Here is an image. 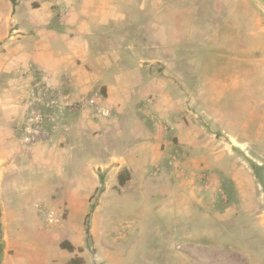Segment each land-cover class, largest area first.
Returning <instances> with one entry per match:
<instances>
[{"label": "rangeland", "instance_id": "rangeland-1", "mask_svg": "<svg viewBox=\"0 0 264 264\" xmlns=\"http://www.w3.org/2000/svg\"><path fill=\"white\" fill-rule=\"evenodd\" d=\"M143 1L129 0L115 24L123 38L91 44L111 45L105 48L110 58L121 60L111 77L89 79L99 68L78 60L55 86L38 66L26 71L14 55L0 59V89H6L0 90V246L9 232L16 251L36 257L45 248L58 263V240L69 238L83 244L90 264H264V165L243 157V147L219 128L223 121L252 155L264 149L257 120L264 92L253 102L244 97L264 90V68L254 59L264 54V0H169L180 12L176 22ZM53 6L61 18V5ZM148 31L160 36L149 41L155 49L141 52ZM135 52L148 60L154 78L174 56L177 88L184 91L173 92L175 108L161 101L152 77H126L109 92L115 75L136 70ZM152 59L162 63L150 66ZM77 67L89 74V91L74 90ZM21 75L32 77L23 90ZM64 108L75 112L68 130ZM150 117L153 128L168 135L161 141L168 157L145 175L143 136L134 121ZM110 118H121V127L109 122L104 129ZM52 148L69 153L53 157ZM120 157L132 162L133 172L126 166L116 172ZM237 180L246 185L242 199L227 187ZM187 182L196 186L185 188Z\"/></svg>", "mask_w": 264, "mask_h": 264}, {"label": "crops", "instance_id": "crops-1", "mask_svg": "<svg viewBox=\"0 0 264 264\" xmlns=\"http://www.w3.org/2000/svg\"><path fill=\"white\" fill-rule=\"evenodd\" d=\"M11 1L0 0V48L3 47V49L6 50L4 52L3 50L1 51L0 59H6L10 61L12 60L11 56L14 55L16 56V66L21 63L20 67H23L26 71H29L32 67L38 66L48 73V81H50V83L55 86H57L61 81L60 79H64L63 74H66L67 68L73 64V61L77 62L78 60L83 61L85 65L93 64L95 68L96 66L99 68L98 71H92L93 73L90 74L91 77L89 79L98 78V80H101L100 75L102 73L103 77L112 76V74H110L109 72L111 70L114 71L115 66L118 65L121 60L117 59L115 61V59L110 58V55L108 54L109 49H105L106 46H108L107 44H105L104 50L100 49L99 46H97V48H94L93 45L91 46V44L95 43L96 40H110V38L111 40H120L121 38H123V36L121 35L120 38L118 37L117 27H115L116 29L113 28L123 16L122 13L129 0ZM31 1L32 4L34 1H38L40 7L34 9ZM168 1L169 0H151L152 7H154L153 11L159 13L165 10L164 13L169 17V19L176 22L178 18L175 19V15L180 14V12L178 11L179 13H177V11L175 10L176 6L175 8L167 6V4L170 5V2L168 3ZM143 2L147 1L144 0ZM53 5H61L60 9L62 8L63 13L61 18L57 15L59 9H54ZM172 13L174 14V17L172 16ZM159 28L161 29V34L162 32L164 33V26ZM107 29H109V31H107ZM156 29L158 30L157 27ZM262 30H264V27ZM94 33L98 37L94 40H91ZM157 35L160 36L159 33H152L151 35L148 31L146 37L143 36L141 38L142 41L140 44V51L142 52L144 50H148L149 47L155 49V44H150L149 41L154 40V37ZM107 36H109V38ZM44 38L48 39L43 40ZM96 44L103 43L97 42ZM132 59L134 62L138 63V65H136V70L133 72L125 73L123 71L121 74L115 75L113 79H111L109 85H107V87L109 88V92L118 91L115 86L111 84L117 83L121 80L122 82L120 84H122L123 80L126 77L135 78L140 77V75L149 77V79L152 77L151 82L152 84L157 85V90L159 93L158 95L161 101L164 104L175 108L179 100L178 95L182 94V92L184 91L177 88V78L175 76L174 70L178 67V65H176L175 63L174 56L167 59L166 63L164 64L165 69L159 68L160 66L158 67L157 71L159 73L157 74L156 78L153 77V74H155V72L151 70V68H145L148 60L141 58L138 52H135V55L132 57ZM254 59L255 62H257L264 68V54L257 53L254 56ZM153 63L161 64L162 60H150V66H152ZM139 67L141 68L139 69ZM72 72L73 74L71 75L73 78H75L73 82L74 90L79 91L78 89L84 90L85 88L87 89V91H89V79L85 80V77H88L89 74L83 70H80L78 67L73 68ZM21 74L23 73L21 72ZM124 74H126V76H123ZM262 74L264 75V73ZM79 76H81V78ZM4 77L5 76H3V78ZM21 77L23 80L20 81V84L21 89L23 90L27 88L29 82H31L32 80V77L27 76L26 79L23 75H21ZM239 82L240 79L238 78L237 83ZM136 85L137 84L134 83L133 87H135ZM0 86H5V82H1ZM0 90H4V92L6 91V89ZM260 91L264 92L262 88L259 90L246 91L244 97H250L251 102H253V100H256L257 93ZM173 92H176V94L178 95L174 94ZM133 98H135V96H133ZM124 107L125 106H123L119 110L120 113H122V111H125ZM136 108L138 110V106ZM72 110L73 109L71 108H64L63 111H61L62 115L60 114V116H63V119H65L66 124L68 125L66 126L67 129L65 128V130H68L71 126L70 123L68 124L69 120L75 118V112ZM2 112L4 111H0V125H5V118L4 115H2ZM154 119L155 118L152 119V117H150L149 119L143 121L140 119V122L137 120L134 121V125L138 127V129L140 130V135L143 136V142L140 145L142 149L141 156L143 157L141 158V167L142 172L145 175L151 173V168L156 164L161 162L164 163L168 157V150H163L161 146V141L167 140L168 135L159 133L158 128H153L156 127V124H154L153 122ZM121 120V118H110L107 121L102 122L101 126L105 129L110 124L109 122H112L111 124L116 123L118 127H121ZM257 120L259 121L260 136H262L264 135V113L260 114V117H258ZM244 125L248 126V123L247 125ZM219 126H221L219 128H221L220 130L224 134L225 139L229 141H236L238 145H241L243 147V151H245L246 153V155L243 154V157L247 156L254 161H259L258 163L260 165H264V149L261 150L262 152H258V155H252L246 149L247 146L250 145H248L247 143H240L239 137L228 131L223 121H221V125ZM91 127L94 126L91 125ZM246 128L247 127H243V125H240L239 130L241 131L243 129L244 132ZM159 141L160 144L156 143V146L151 145L152 142ZM157 145H159V147H157ZM48 151L52 152L53 157L62 156L63 154L69 153L67 149L60 150L59 148H52ZM144 151L146 152L144 153ZM37 152L40 151L37 150ZM254 156H258V158H261V160L255 159ZM119 162L120 166L116 169V172L124 169V166H126L130 172L134 171L132 162L126 161L124 157H120ZM168 183L175 184L176 182L169 180ZM194 185L196 186L194 182H187L185 188L187 186L193 187ZM245 186L237 180L235 183L231 184L230 186L228 185L227 187H229V189L238 190L237 193H235L236 191H229V194L231 196H237L238 198L242 199L244 195L242 190H244ZM10 229L11 228H9L8 230ZM8 233L5 232V235L3 236L4 243L2 246H0V264H55V262H57V264H90L89 260L86 258V254L88 252L86 251V249L84 250L83 244L75 245L69 238L58 240L59 248H57V251H59L60 256L63 259L62 262L58 263V260L53 255L51 258L47 256V252L49 251H46L45 248H43L42 252H39L36 257H33L27 253L16 251L14 246L11 245V239ZM38 233H41V231H38ZM64 240L70 242V244L74 248L73 251H69L61 247V243ZM70 256H74L76 258L72 257L70 259ZM48 260L51 261V263Z\"/></svg>", "mask_w": 264, "mask_h": 264}, {"label": "trees", "instance_id": "trees-1", "mask_svg": "<svg viewBox=\"0 0 264 264\" xmlns=\"http://www.w3.org/2000/svg\"><path fill=\"white\" fill-rule=\"evenodd\" d=\"M13 2H15V0H12ZM120 183L121 184H124V180H123V178H122V176H120ZM61 247L63 248V249H67V250H69V251H73V246L71 245V244H67L66 242H64V243H62L61 244ZM80 263H82V262H80Z\"/></svg>", "mask_w": 264, "mask_h": 264}, {"label": "built area", "instance_id": "built-area-1", "mask_svg": "<svg viewBox=\"0 0 264 264\" xmlns=\"http://www.w3.org/2000/svg\"><path fill=\"white\" fill-rule=\"evenodd\" d=\"M54 103H57V100H55V102H54ZM93 103H94V102L92 101V102H91V104H93Z\"/></svg>", "mask_w": 264, "mask_h": 264}]
</instances>
